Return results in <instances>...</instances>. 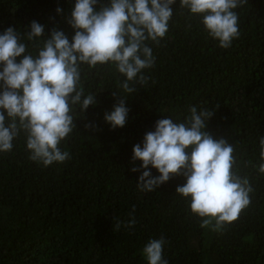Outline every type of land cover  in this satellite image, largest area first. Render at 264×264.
I'll use <instances>...</instances> for the list:
<instances>
[{
  "label": "trees",
  "instance_id": "trees-1",
  "mask_svg": "<svg viewBox=\"0 0 264 264\" xmlns=\"http://www.w3.org/2000/svg\"><path fill=\"white\" fill-rule=\"evenodd\" d=\"M0 264H264V0H0Z\"/></svg>",
  "mask_w": 264,
  "mask_h": 264
}]
</instances>
